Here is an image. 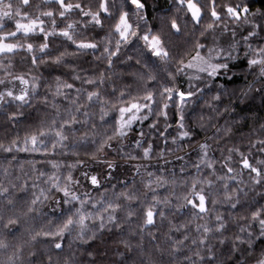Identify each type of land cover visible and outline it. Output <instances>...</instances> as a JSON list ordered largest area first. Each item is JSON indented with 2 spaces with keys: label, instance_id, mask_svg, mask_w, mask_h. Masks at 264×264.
I'll list each match as a JSON object with an SVG mask.
<instances>
[{
  "label": "clouds",
  "instance_id": "9594fccd",
  "mask_svg": "<svg viewBox=\"0 0 264 264\" xmlns=\"http://www.w3.org/2000/svg\"><path fill=\"white\" fill-rule=\"evenodd\" d=\"M141 3L0 0V264H264V0Z\"/></svg>",
  "mask_w": 264,
  "mask_h": 264
},
{
  "label": "snow or ice",
  "instance_id": "6c2138e0",
  "mask_svg": "<svg viewBox=\"0 0 264 264\" xmlns=\"http://www.w3.org/2000/svg\"><path fill=\"white\" fill-rule=\"evenodd\" d=\"M26 2H27V0H26ZM131 2L137 8H142L144 6L143 3H141V0H131ZM189 7L193 8V6L191 4H189ZM193 13H194V15L198 14V12L195 8H193ZM121 24L123 27V30L121 32V36H122V38H125L127 35L128 26L123 19L121 21ZM33 27H34L33 24H23V23L18 24V28H22L25 31L31 30ZM145 40L148 42L149 47L153 49L155 55L161 54V49L159 47V40L157 38L153 37L151 39H148V37L146 36ZM11 49H12L11 45L0 43V52L11 51ZM179 95L181 98L185 97L184 93H180ZM135 108H137V106L132 105V106H130L129 109H127V111H131L132 109H135ZM124 111L125 110H122V112H124ZM125 126H126V124H124V123L121 124L122 128ZM56 135L58 136L59 133H57ZM43 140H44L43 134H41L40 136L33 135V136H31L30 139H26L24 141L22 149H21L20 145L17 144V145L9 146L6 149L0 148V151L6 152L8 154V156L11 157V156H13V147H15L16 151L23 150L26 152L29 150V147H30L33 153L37 154L38 156H45V155H47V153L44 151ZM29 163H33V162L29 161ZM243 164L245 167H249V162L247 160L243 161ZM52 166L55 167V162H52ZM4 171L6 173V170H4ZM253 171H264V170L253 169ZM93 182H95V178H93ZM197 200H198V203H197ZM189 203L192 204L194 207H197L201 212L206 210L205 200H204V197L202 195L198 196L197 199L190 201ZM146 217H147L146 222H145L146 225H150V224L154 223V214L152 211H148L146 213ZM56 247L60 248L61 244L57 243Z\"/></svg>",
  "mask_w": 264,
  "mask_h": 264
}]
</instances>
